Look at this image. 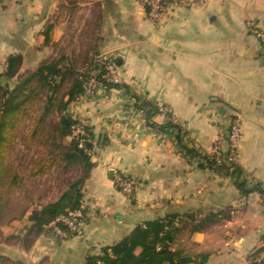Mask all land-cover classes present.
<instances>
[{"label":"crops","instance_id":"crops-1","mask_svg":"<svg viewBox=\"0 0 264 264\" xmlns=\"http://www.w3.org/2000/svg\"><path fill=\"white\" fill-rule=\"evenodd\" d=\"M86 5L90 15L81 20ZM254 29L264 32V0L190 1L156 23L140 0L0 1V73L10 55L21 56L24 72L58 59L81 71L93 55L105 54L122 80L68 105L67 113L92 132L84 222L65 239L41 231L19 251L18 263L84 264L138 224L172 214L183 224L188 214L222 212L200 231H183L174 248L206 254L202 264H247L248 254L264 245V196L242 195L224 169L208 167L202 157L238 116L236 165L248 185L264 188V47ZM135 97L158 106L154 122L176 127L148 126ZM117 174L133 182L130 193L116 185Z\"/></svg>","mask_w":264,"mask_h":264},{"label":"trees","instance_id":"trees-1","mask_svg":"<svg viewBox=\"0 0 264 264\" xmlns=\"http://www.w3.org/2000/svg\"><path fill=\"white\" fill-rule=\"evenodd\" d=\"M51 29L52 27H48L44 31L45 43L51 40ZM21 63L20 55H10L7 58L5 69L0 73V198L5 193H14L18 188L19 173L5 164L4 151L14 138V131L22 120L27 103L38 96L41 91L45 96L44 111H48L49 108H57L60 113L54 125L59 137L70 138L71 126L79 124L92 139L91 130L73 119L67 113V109L69 103L84 92L81 78L89 75L95 68L91 66L78 71L72 65L62 64L58 59L44 61L34 69L20 72ZM90 63L92 65V58ZM103 75L104 71L102 70L98 73V78L102 80ZM62 86H66L65 91L61 95H57ZM110 87H120V85L107 84L106 88ZM135 106L143 111V117L148 126L158 131L176 127L171 121L162 125L153 121L154 115L159 113V108L151 101L135 97ZM176 139L181 145L180 133L176 135ZM86 146L92 148L91 140L86 143ZM182 147L191 156L199 155L184 145ZM57 157H60L66 165L78 164L81 167V176L73 181L56 200L29 212L27 215V219L31 223L29 231L35 236L41 232L42 227L68 210H83L81 205L82 188L93 167L91 156L78 147L74 138H70L69 143L64 146L63 154H57ZM202 158L208 167L216 170L224 169L233 178L235 186L242 195L246 196L257 191L264 196V188L261 184L248 185L246 178L241 176V169L236 163L216 164L210 156ZM186 217L189 219V223L182 224L177 220L178 216L172 214L138 224L118 242L103 246L99 254L86 256L84 264H202L207 260L206 254L192 257L184 253L183 250L174 248V243L186 229L192 233L220 221L222 212L210 213L202 217L188 214ZM247 264H264V245L248 254Z\"/></svg>","mask_w":264,"mask_h":264},{"label":"rangeland","instance_id":"rangeland-1","mask_svg":"<svg viewBox=\"0 0 264 264\" xmlns=\"http://www.w3.org/2000/svg\"><path fill=\"white\" fill-rule=\"evenodd\" d=\"M89 11L88 7L78 18L83 20L86 12L90 15ZM91 14H94L93 9ZM65 87L62 86L57 95H61ZM43 94L41 91L27 103L14 138L4 151L5 164L19 173V181L14 193H5L0 198V264H20L16 256L21 249L27 250L32 245L35 236L29 231V212L56 200L81 176L78 164L66 165L60 157L56 158L57 154H63L70 138L57 135L54 125L60 113L57 108L44 111ZM41 231L45 228L42 227ZM3 251L8 257H3Z\"/></svg>","mask_w":264,"mask_h":264},{"label":"built area","instance_id":"built-area-1","mask_svg":"<svg viewBox=\"0 0 264 264\" xmlns=\"http://www.w3.org/2000/svg\"><path fill=\"white\" fill-rule=\"evenodd\" d=\"M2 1V0H0ZM202 2L203 0H140L141 4L146 8L147 18L151 22H159L174 7L186 2ZM251 26V23H248ZM256 36L264 47V32L254 29ZM92 66L95 68L86 77L81 78L83 81V93L91 94L95 88L106 89L107 84L120 85L122 83L120 73L114 59L105 54H95L92 57ZM104 71L102 80L98 78V73ZM240 136V119L233 116L230 120L226 134H219L211 148L210 158L216 164L236 163L238 158L237 141ZM70 138L77 141L78 147L84 150L86 154L92 156L93 148L86 146L90 142L87 131L79 124L71 126ZM116 185L124 193H130L133 188V182L121 174L115 175ZM85 215L82 209L68 210L65 214L59 215L55 220L44 226L45 230L52 235L65 239L76 233L82 223Z\"/></svg>","mask_w":264,"mask_h":264}]
</instances>
